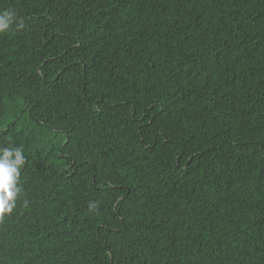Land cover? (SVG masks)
<instances>
[{"label": "trees", "instance_id": "16d2710c", "mask_svg": "<svg viewBox=\"0 0 264 264\" xmlns=\"http://www.w3.org/2000/svg\"><path fill=\"white\" fill-rule=\"evenodd\" d=\"M5 7L0 264H264V0Z\"/></svg>", "mask_w": 264, "mask_h": 264}, {"label": "clouds", "instance_id": "9594fccd", "mask_svg": "<svg viewBox=\"0 0 264 264\" xmlns=\"http://www.w3.org/2000/svg\"><path fill=\"white\" fill-rule=\"evenodd\" d=\"M17 19L12 8L5 7L0 10V33L8 31L14 22L23 27V22ZM25 164L26 157L22 146H0V220L16 208L21 192V170ZM87 207L89 211H94L98 208V202L90 200Z\"/></svg>", "mask_w": 264, "mask_h": 264}]
</instances>
